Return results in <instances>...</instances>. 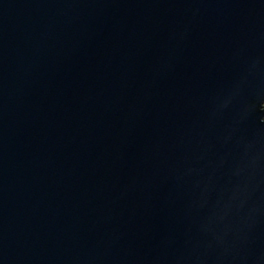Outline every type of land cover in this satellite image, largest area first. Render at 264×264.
<instances>
[{
    "label": "water",
    "instance_id": "1",
    "mask_svg": "<svg viewBox=\"0 0 264 264\" xmlns=\"http://www.w3.org/2000/svg\"><path fill=\"white\" fill-rule=\"evenodd\" d=\"M0 264H264V0H0Z\"/></svg>",
    "mask_w": 264,
    "mask_h": 264
}]
</instances>
